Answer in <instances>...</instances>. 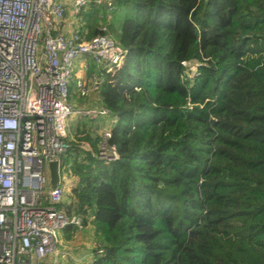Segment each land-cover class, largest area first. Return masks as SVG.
<instances>
[{"label":"trees","instance_id":"16d2710c","mask_svg":"<svg viewBox=\"0 0 264 264\" xmlns=\"http://www.w3.org/2000/svg\"><path fill=\"white\" fill-rule=\"evenodd\" d=\"M113 15L126 54L99 96L119 158L80 151L59 205L102 244L90 264H264V0H116Z\"/></svg>","mask_w":264,"mask_h":264},{"label":"built area","instance_id":"2783aa9c","mask_svg":"<svg viewBox=\"0 0 264 264\" xmlns=\"http://www.w3.org/2000/svg\"><path fill=\"white\" fill-rule=\"evenodd\" d=\"M115 1L0 0V264H60V257L72 258L59 239L67 227L84 226L82 217L59 208L65 198L62 156L70 142L105 163L119 158L109 142L112 112L103 104L77 108L70 99L72 91L81 98L99 94L105 74L124 59L126 49L108 34L106 23L93 35L84 26L92 6L109 22ZM89 63L97 72L86 74ZM196 65L189 67L190 76L197 74ZM72 117L98 120L103 127L97 137L77 140ZM51 161H57L59 173L53 187ZM103 251L100 242L91 244L93 258Z\"/></svg>","mask_w":264,"mask_h":264},{"label":"crops","instance_id":"0c3cea01","mask_svg":"<svg viewBox=\"0 0 264 264\" xmlns=\"http://www.w3.org/2000/svg\"><path fill=\"white\" fill-rule=\"evenodd\" d=\"M95 12V17L97 18V21L95 23V28L97 29L98 25L100 23H106L107 25V29H108V34L112 37V35L109 33V24L111 22H113V18H114V12L111 15V18L108 21H106L104 13L97 7H90L85 13H84V26L87 28L86 26V22H85V18H87L86 20H88V14L90 12ZM88 30V35H89V29ZM113 38V37H112ZM114 39V38H113ZM79 68L76 67V70H78ZM92 72H97V68L93 63H89L88 64V69L86 74H90ZM74 87V83H72V88ZM75 89V87L73 88V90ZM76 94V93H75ZM77 96V95H76ZM80 104L77 105L75 103V101L73 102L75 104V106L77 108H81V107H89V106H99L100 104H102L101 98L99 96V94H91L88 97H78L77 99ZM74 119V117H72V120ZM96 124L95 128L94 125ZM103 127V123L101 121H89L87 119H74L73 120V124L71 125V131L72 133L77 132L80 134V138L76 137L77 140H81V141H87L89 140V136L93 135L97 137V133L98 131H100ZM73 142V141H72ZM78 177L75 176L74 177V181L73 184L71 186V190L69 191L70 198L68 201L67 205H70L72 202V189L75 188L78 184ZM66 189H65V198L64 201L62 203V205H66ZM59 239H60V247L63 249H67L72 258H70L68 261H66V259H64L63 257L60 258L62 259L61 261H59V263L61 264H89L93 257L91 256L90 252H91V244L96 241V238L94 236V231H93V227L90 223L84 224L83 228L81 230H75V228L73 226H69L66 229L62 230L59 233Z\"/></svg>","mask_w":264,"mask_h":264},{"label":"rangeland","instance_id":"374dc122","mask_svg":"<svg viewBox=\"0 0 264 264\" xmlns=\"http://www.w3.org/2000/svg\"><path fill=\"white\" fill-rule=\"evenodd\" d=\"M71 101L74 102L79 105L80 102L77 99V96L75 94L74 91H72L71 93ZM96 124L94 125V128H95ZM71 151H75L74 154H68L67 153H64V155L62 156V161L65 163V171H62L61 172V178H62V181H63V185H64V188L66 189V202H65V206H67L68 204V201H69V198H70V195L69 194V191L71 190V186L73 184V181H74V177L76 176L73 172V169L76 165V163H80L82 161V156L83 154L81 153L80 154V151H82V149L79 148V150H71ZM62 259L59 258V261H61ZM62 264V263H61Z\"/></svg>","mask_w":264,"mask_h":264},{"label":"water","instance_id":"95a60500","mask_svg":"<svg viewBox=\"0 0 264 264\" xmlns=\"http://www.w3.org/2000/svg\"><path fill=\"white\" fill-rule=\"evenodd\" d=\"M195 63L196 61H187V62H184L183 64L187 67H191ZM49 174H50V185L53 187L57 184L58 179H59L57 161L49 162Z\"/></svg>","mask_w":264,"mask_h":264}]
</instances>
